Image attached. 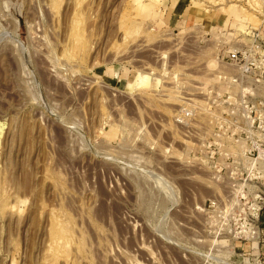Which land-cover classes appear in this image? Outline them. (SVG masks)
Returning a JSON list of instances; mask_svg holds the SVG:
<instances>
[{"label":"rangeland","instance_id":"374dc122","mask_svg":"<svg viewBox=\"0 0 264 264\" xmlns=\"http://www.w3.org/2000/svg\"><path fill=\"white\" fill-rule=\"evenodd\" d=\"M264 0H0V264H264L220 236L216 55ZM232 217V214H230Z\"/></svg>","mask_w":264,"mask_h":264},{"label":"built area","instance_id":"2783aa9c","mask_svg":"<svg viewBox=\"0 0 264 264\" xmlns=\"http://www.w3.org/2000/svg\"><path fill=\"white\" fill-rule=\"evenodd\" d=\"M245 34L246 42L218 49L216 78L224 89L206 98L217 114L201 143L205 165L228 193L209 206L235 209L219 235L235 239L260 237L264 214V21Z\"/></svg>","mask_w":264,"mask_h":264},{"label":"crops","instance_id":"0c3cea01","mask_svg":"<svg viewBox=\"0 0 264 264\" xmlns=\"http://www.w3.org/2000/svg\"><path fill=\"white\" fill-rule=\"evenodd\" d=\"M264 217V216H263Z\"/></svg>","mask_w":264,"mask_h":264}]
</instances>
